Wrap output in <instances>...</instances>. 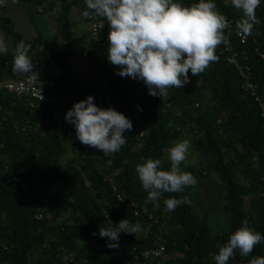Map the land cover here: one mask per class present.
<instances>
[{
	"label": "trees",
	"instance_id": "1",
	"mask_svg": "<svg viewBox=\"0 0 264 264\" xmlns=\"http://www.w3.org/2000/svg\"><path fill=\"white\" fill-rule=\"evenodd\" d=\"M173 2L191 7L199 0ZM212 2L228 21L223 33L229 43L217 46L218 61L198 77L189 70V83L169 88L166 100L149 95L142 81L116 74L120 68L108 60L109 44L95 47L90 25L103 23L101 38L109 33L108 22L88 9L86 0H18L2 8L14 3L55 13L62 42L56 47L42 34L28 40L11 17L1 16L2 33L14 37L16 46L31 45L33 65L32 54L41 47L46 65L45 98L30 96L33 105L26 95L0 87V264H143V253L158 247L156 241L168 254L161 264H216L217 245H225L237 229L246 226L264 237V0L255 10L260 23L245 41L237 29L242 11L230 0L227 6L225 0ZM57 4L61 11H55ZM75 8L79 21L73 19ZM85 23L90 29L83 27L78 35L74 28ZM15 48L0 52V82L19 75L13 72ZM77 60L87 62L89 71L76 74ZM88 96L97 107L113 108L132 122V130L123 133L127 142L110 156L80 143L75 126L65 120ZM185 131L191 148L180 170L201 185L211 171L218 174L229 222L222 231L211 232L208 214L196 216L191 198L197 183L162 193L156 208L135 170L147 159H159V170L170 171L168 150L184 140ZM183 197L191 203L164 210L165 199ZM131 202L146 206L158 222L148 214L136 216ZM124 219L145 230L125 233L117 248L106 247L115 241L100 237V228ZM255 257H264V241L248 256L236 250L227 264H249Z\"/></svg>",
	"mask_w": 264,
	"mask_h": 264
},
{
	"label": "clouds",
	"instance_id": "2",
	"mask_svg": "<svg viewBox=\"0 0 264 264\" xmlns=\"http://www.w3.org/2000/svg\"><path fill=\"white\" fill-rule=\"evenodd\" d=\"M230 3L243 14L237 21V29L244 37L251 35L254 25L260 23L255 14L260 0H230ZM86 4L108 22L107 57L112 65L120 68L116 74L142 81L149 95L162 100L167 99L169 88H182L190 82L189 70L198 77L212 62L218 61L215 49L221 43H229L223 33L228 21L216 10L212 0H199L191 7H183L173 0H86ZM225 4L227 6L228 0ZM61 10L57 4L55 11ZM83 15L88 17L90 13L85 11ZM30 48L31 45L24 41L17 44L13 72L30 74L31 79L37 80L38 73L33 72L34 65L28 56ZM5 51L6 46L0 38V52ZM65 120L75 126L80 143L102 151L104 156L118 152L127 142L123 133L133 127L124 114L113 108L97 107L92 96L75 103L66 112ZM189 148L190 141L183 140L168 150L170 171L159 170V159H147L136 166L148 201L153 202L154 207L159 208L162 193L182 192L185 187L196 185V178L179 167L186 160ZM111 163L107 161L109 166ZM190 203L188 197L165 199L164 210L175 211L179 205ZM139 230V223L132 224L124 219L114 227L100 228L99 235L115 241L106 244L112 249L119 247L121 233L135 234ZM262 241L261 234L241 227L225 245H217L219 253L213 259L216 264H227L236 250L241 256H248ZM249 264H264V257H255Z\"/></svg>",
	"mask_w": 264,
	"mask_h": 264
},
{
	"label": "rangeland",
	"instance_id": "3",
	"mask_svg": "<svg viewBox=\"0 0 264 264\" xmlns=\"http://www.w3.org/2000/svg\"><path fill=\"white\" fill-rule=\"evenodd\" d=\"M4 6H0V21L1 16L7 15L11 17L15 29L20 34H22L24 38L28 40H33L38 37L39 34H42L44 39L51 40V43L54 46H60V42H62V39L59 34L60 29L55 19V13L46 12L45 14H42L37 10L35 11L28 7H23L14 3L8 5L7 9H2ZM78 11L79 8H75V11L73 13V19L79 21L81 19V16L77 14ZM83 27H89L88 29H90V25L85 23L81 25L78 24L74 28V30L78 35H80L84 33ZM0 38H2L3 43L6 46V51L4 53L13 51V48H15L16 46L13 39L14 37H11L7 34H3L0 29ZM41 50V47H38L36 49V52L33 53L32 56H35V58L45 56ZM76 67V74H78L81 70H85L86 72L89 71V65L87 64V62L85 63V61L77 60ZM90 75L92 74L90 73ZM190 135V132L185 131L184 140H190ZM218 179V174L214 171H211L206 179L205 184L201 185L199 181H197V187L192 193L191 198L194 204V209L197 217H203L205 214L209 215L212 233L222 231L229 225L228 218L224 212V194L219 190L218 186L216 185ZM246 204H249L248 200L246 201ZM66 257L68 258V256Z\"/></svg>",
	"mask_w": 264,
	"mask_h": 264
},
{
	"label": "built area",
	"instance_id": "4",
	"mask_svg": "<svg viewBox=\"0 0 264 264\" xmlns=\"http://www.w3.org/2000/svg\"><path fill=\"white\" fill-rule=\"evenodd\" d=\"M17 1L18 0H13V1L0 0V6L7 5L11 2L17 3ZM39 11H42V8H39ZM90 25H92V32H93L92 34L95 38L94 39L95 47H106L109 44L108 35H106L105 37H101V38L98 37V35L100 34V30L103 28V23H97L93 21V23L90 22ZM239 35L242 41L246 40V37H244L241 33H239ZM86 53H87V50L85 51V54ZM32 59L34 60V70H36L38 73L37 80L31 79L30 74H19L18 77L15 79H8L5 82L4 81L0 82V87L4 85L5 88H7L11 92H14L18 96L26 95L31 105H33V101L32 99H29L30 96L38 100H41V96L43 97V99L45 98V91H44V88L42 87L45 84V81L42 80V77L44 76L43 74L44 67L46 65L43 61V57L35 58L34 56L32 57ZM256 99L258 100L259 97H257ZM118 199L122 200V197L118 195ZM130 205L131 206L135 205L137 207L134 211L136 216H142L143 214H148L152 221H154L155 223L158 222V218L153 213L149 212L146 206L139 209L136 202H131V204H128V206ZM115 225H117V223L115 222L110 223V227H114ZM142 230H145V229L141 226L138 233H140V231ZM147 230L149 232L151 231V229L149 228H147ZM124 237H125V233H121L119 237V243L123 240ZM155 244H157L158 247L149 248L145 250V252L143 253L145 257L143 264H153V262H156L157 264H161L168 258V254L166 252V247L164 243L161 241H156ZM134 258L136 261H138L139 255L136 254Z\"/></svg>",
	"mask_w": 264,
	"mask_h": 264
}]
</instances>
